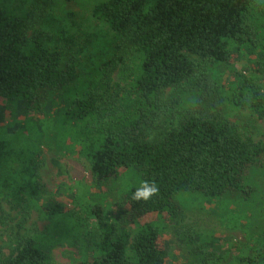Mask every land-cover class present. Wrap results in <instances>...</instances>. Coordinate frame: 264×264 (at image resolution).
<instances>
[{"label": "trees", "instance_id": "obj_1", "mask_svg": "<svg viewBox=\"0 0 264 264\" xmlns=\"http://www.w3.org/2000/svg\"><path fill=\"white\" fill-rule=\"evenodd\" d=\"M52 2L16 0L8 7L0 0V101L14 106L10 123H0V192L22 215L18 230L7 229L0 264H57L51 249L65 243L79 247L83 264H169L162 220L183 214L182 193L220 201L228 226L245 224L252 241L254 218L231 207L254 200L264 141L241 131L227 110L264 119V88L256 83V74H264V0H77L81 17L100 26L113 45L98 69L88 54L94 31L82 41L36 28ZM237 57L248 59L252 75L230 74L223 98L214 70ZM76 85L81 91L70 93ZM181 89L197 96L178 111L184 99L165 97ZM56 104L66 118L56 144L89 163L95 184L64 186L73 209L46 199L41 183L39 157L52 122L40 114ZM153 179L159 194L133 200L140 182ZM112 188L127 207L123 219H111L95 197ZM31 204L49 222L46 234L21 233ZM252 210L264 225V200ZM151 215L158 219L144 221ZM245 249L228 264H264V248ZM208 257L204 264H211Z\"/></svg>", "mask_w": 264, "mask_h": 264}, {"label": "rangeland", "instance_id": "obj_2", "mask_svg": "<svg viewBox=\"0 0 264 264\" xmlns=\"http://www.w3.org/2000/svg\"><path fill=\"white\" fill-rule=\"evenodd\" d=\"M16 0H3L4 6L10 7ZM88 5L90 0H82ZM30 3L33 0H29ZM52 9L46 19L36 28L46 30H61L77 35L82 41H85L88 34L95 32L93 35V43L89 48V56H91L97 69L112 55L113 45L101 27L96 23L94 25L81 17L82 8L77 0H53ZM83 9H85L83 7ZM88 11V10H87ZM74 12L75 16L69 15ZM93 32V33H94ZM34 33V29L29 31V37ZM92 34V33H91ZM233 72H240L247 77H251L252 69L246 57L235 58L231 64L219 66L214 70V77L219 87V94L226 98L227 79ZM256 83L264 88V74H256ZM114 81H120V74H114ZM82 86H75L70 89V93L81 91ZM197 94L195 91L183 92V90H169L166 95V101L169 99H184L181 107L177 105L178 111L193 104ZM14 106L9 101H0V123L1 125L9 124ZM3 110V111H2ZM231 120L239 122L240 130L243 132H251L256 141H264V119H259L256 114L251 111H231ZM32 115V114H28ZM40 117L46 122H52L51 131L45 137L42 144V153L39 157L41 183L45 191V198L63 203L68 208L73 209L75 205L71 202L70 196L67 195L66 187H72L76 181H84L86 184L95 188L93 174L89 163L80 157L74 149L65 146L58 147L56 144V132L60 129L66 118L62 106L56 104ZM21 121L26 120V116L19 115ZM256 181L257 190L254 200L249 204H235V209L239 214L246 213L251 216L253 227L252 241L241 228L232 229L228 226L225 219L221 203L218 200H208L202 198L196 193H182L177 196V200L183 207V214L177 220L163 219L166 227L161 236V246L168 251L169 264H204V258L210 253L212 258L208 257L211 264H228V259L237 254L238 251L264 248V225L262 219L253 214V203L264 200V172H255L253 175ZM135 181V180H134ZM62 187V188H61ZM259 187V188H258ZM95 197L102 202L107 214L111 219H123L124 212L127 207L121 206L118 188L110 190L100 189L95 191ZM234 203V202H233ZM0 246L7 243V229L15 227L18 230V224L22 219L19 211L12 210L7 201V197L0 192ZM126 206V205H125ZM31 219L24 224L21 233L32 235L39 231L46 234L49 222L41 217V212L37 206L31 204ZM236 213V212H235ZM158 219L157 216L151 215L145 220ZM130 227V226H129ZM133 228V225H131ZM244 228V227H243ZM255 231V232H254ZM205 244V245H203ZM8 251V250H6ZM51 253L57 264H83L84 256L79 247L72 243L57 244L52 247ZM215 256V257H214ZM203 258V259H202ZM214 259H222V263L214 262Z\"/></svg>", "mask_w": 264, "mask_h": 264}, {"label": "clouds", "instance_id": "obj_3", "mask_svg": "<svg viewBox=\"0 0 264 264\" xmlns=\"http://www.w3.org/2000/svg\"><path fill=\"white\" fill-rule=\"evenodd\" d=\"M160 191L156 180H142L140 186L135 189L132 194V199L135 201H149Z\"/></svg>", "mask_w": 264, "mask_h": 264}]
</instances>
